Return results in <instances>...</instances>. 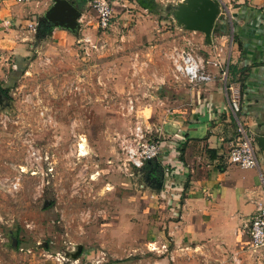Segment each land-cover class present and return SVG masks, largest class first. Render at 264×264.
I'll use <instances>...</instances> for the list:
<instances>
[{"label": "rangeland", "instance_id": "rangeland-1", "mask_svg": "<svg viewBox=\"0 0 264 264\" xmlns=\"http://www.w3.org/2000/svg\"><path fill=\"white\" fill-rule=\"evenodd\" d=\"M108 1V28L97 27L92 0L78 26L79 37L103 48L82 46L79 37L40 40L19 73L0 80L7 90L0 92V264H147L155 257L147 242L160 217L149 195L162 182L155 170H141L145 163L130 167L122 148L135 144L137 125L148 140L174 136L166 126L205 85L176 65L187 52L204 57L191 35L204 32L180 18L189 0ZM152 246L161 254L160 243ZM224 252L200 262L264 264V249L252 248L245 234Z\"/></svg>", "mask_w": 264, "mask_h": 264}, {"label": "crops", "instance_id": "crops-1", "mask_svg": "<svg viewBox=\"0 0 264 264\" xmlns=\"http://www.w3.org/2000/svg\"><path fill=\"white\" fill-rule=\"evenodd\" d=\"M68 1L81 11L90 0ZM180 1L171 5L179 6ZM217 1L219 13L211 32L191 35L198 37L203 58L228 67L227 86L219 78V68L208 65L215 79L199 86L196 104L166 126L176 133L174 141H164L157 161L162 183L149 198L152 209L159 212L160 228L157 237L147 242L165 244L166 251L149 250L155 257L150 255L147 264H201V259L223 256L243 239L244 224L257 207L264 206V152L256 141L264 135V0ZM53 4L54 0H0V80L4 83L19 73L29 48L40 40L79 37L80 29L75 33L47 20ZM32 16L39 20L35 31L27 27ZM231 94L240 99L239 119L256 141L257 167L240 168L228 161L237 127L228 101ZM118 259L102 264H119Z\"/></svg>", "mask_w": 264, "mask_h": 264}, {"label": "built area", "instance_id": "built-area-1", "mask_svg": "<svg viewBox=\"0 0 264 264\" xmlns=\"http://www.w3.org/2000/svg\"><path fill=\"white\" fill-rule=\"evenodd\" d=\"M18 2H27L31 0H16ZM96 14V24L99 29L105 30L109 27L112 18V6L107 0H92ZM80 16H83V14ZM82 17L78 18V23ZM38 19L34 16L27 22V27L30 30L35 31L38 25ZM77 43L85 47H91L96 50L103 48L104 43L100 40H93L89 35H81L77 40ZM208 65H212L219 68V78L223 81L225 87L228 77V67L220 64V62L206 60L191 52H187L183 55L181 63L176 65L177 71L184 77L188 78L193 83H208L215 79L216 75L208 69ZM232 114L237 119L238 113L241 111L240 99L236 94H231L228 98ZM235 142L232 143L228 151V161L232 164L239 166L240 168H253L258 166L257 145L255 139L244 130L240 119L236 125ZM134 141L135 144H129L123 146L124 157L129 163L130 167H141L148 160H156L160 157L163 149V141L148 140L145 139L143 128L141 125H137L134 128ZM172 137V136H171ZM172 139V140H171ZM170 140L174 141L172 137ZM169 140V141H170ZM261 181L264 183V179L261 176ZM152 197V196H151ZM244 232L248 236L250 246L254 249H264V206H258L253 216L247 220L244 224ZM150 251H157L156 247H149ZM166 251V245L160 246V253Z\"/></svg>", "mask_w": 264, "mask_h": 264}, {"label": "water", "instance_id": "water-1", "mask_svg": "<svg viewBox=\"0 0 264 264\" xmlns=\"http://www.w3.org/2000/svg\"><path fill=\"white\" fill-rule=\"evenodd\" d=\"M184 9L180 18L187 20L186 28L190 30L198 29L205 34H209L213 29L217 14L219 13V4L217 0H189V5ZM80 11L68 0H54L52 8L47 12V20L53 26L64 27L72 32L79 29L78 18ZM257 144L264 152V135L256 138Z\"/></svg>", "mask_w": 264, "mask_h": 264}, {"label": "trees", "instance_id": "trees-1", "mask_svg": "<svg viewBox=\"0 0 264 264\" xmlns=\"http://www.w3.org/2000/svg\"><path fill=\"white\" fill-rule=\"evenodd\" d=\"M0 92H1L2 95H5L7 93V90L6 89H3L0 86ZM141 170L143 172H146V173H148L149 170H153V171L155 170L156 177L157 178L159 177V179L161 180L162 167H161L160 163L157 162V160H148V161H146ZM18 244H20L19 241H18Z\"/></svg>", "mask_w": 264, "mask_h": 264}]
</instances>
